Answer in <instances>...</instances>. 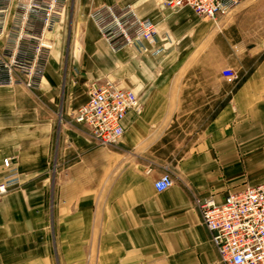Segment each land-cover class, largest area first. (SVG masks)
I'll return each instance as SVG.
<instances>
[{
  "label": "crops",
  "instance_id": "1",
  "mask_svg": "<svg viewBox=\"0 0 264 264\" xmlns=\"http://www.w3.org/2000/svg\"><path fill=\"white\" fill-rule=\"evenodd\" d=\"M164 1L65 0L39 89L0 85V182L6 157L19 178L0 197V264H221L195 198L264 182V0L215 20ZM112 3L155 39L112 51L89 18ZM104 79L137 98L116 146L74 120Z\"/></svg>",
  "mask_w": 264,
  "mask_h": 264
},
{
  "label": "built area",
  "instance_id": "2",
  "mask_svg": "<svg viewBox=\"0 0 264 264\" xmlns=\"http://www.w3.org/2000/svg\"><path fill=\"white\" fill-rule=\"evenodd\" d=\"M239 1L166 0L164 5L172 9L188 6L196 14L215 20ZM62 2L0 0V85L39 89L52 46L47 34L58 19ZM89 18L112 51L139 47L144 37L155 39L153 22L128 4H102L90 10ZM221 73L229 82L240 80L231 68ZM136 105L132 91L110 80L92 83L88 99L76 109L74 120L87 129L96 144L116 146L123 135V119ZM11 159L3 160L10 173L0 182V197L18 183ZM173 181L170 171L163 172L154 181V188L163 191ZM195 204L221 264H264V182L229 192L221 203L212 197H196Z\"/></svg>",
  "mask_w": 264,
  "mask_h": 264
},
{
  "label": "rangeland",
  "instance_id": "3",
  "mask_svg": "<svg viewBox=\"0 0 264 264\" xmlns=\"http://www.w3.org/2000/svg\"><path fill=\"white\" fill-rule=\"evenodd\" d=\"M64 1L65 0H63V2L60 4V6H59V8H58V11L60 12L61 11V9H62V7H63V3H64ZM116 4V3H115ZM100 5H102V4H100ZM100 5H98V6H100ZM125 5H127V4H125ZM97 7V6H96ZM95 8V7H94ZM93 9V8H92ZM91 9V10H92ZM58 20V19H57ZM92 21V20H91ZM62 53H63V55H64V47L62 48ZM105 80H107V79H104V80H102L101 82H104ZM13 86H16V85H13ZM17 87H20V86H17ZM22 87V86H21ZM22 88H24V87H22ZM26 89V88H25ZM34 91H36V90H34ZM176 147V150H175V154H177V153H179L181 150H183V148H185V146H183V145H176L175 146ZM19 184V178H18V183L17 184H15V185H13V187L11 188V189H13V188H15V187H17V185ZM10 189V190H11ZM7 193V192H6Z\"/></svg>",
  "mask_w": 264,
  "mask_h": 264
},
{
  "label": "bare ground",
  "instance_id": "4",
  "mask_svg": "<svg viewBox=\"0 0 264 264\" xmlns=\"http://www.w3.org/2000/svg\"><path fill=\"white\" fill-rule=\"evenodd\" d=\"M124 132V131H123ZM103 146V145H102Z\"/></svg>",
  "mask_w": 264,
  "mask_h": 264
}]
</instances>
